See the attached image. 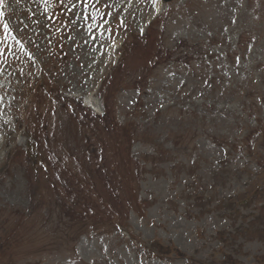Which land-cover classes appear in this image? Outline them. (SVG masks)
I'll return each instance as SVG.
<instances>
[{"label": "rangeland", "instance_id": "obj_1", "mask_svg": "<svg viewBox=\"0 0 264 264\" xmlns=\"http://www.w3.org/2000/svg\"><path fill=\"white\" fill-rule=\"evenodd\" d=\"M152 10L0 0V264H264V0H174L148 25ZM102 81L122 88L109 105ZM108 106L106 140L83 143L66 111L98 127ZM58 133L91 175L55 172ZM62 181L69 207L54 202Z\"/></svg>", "mask_w": 264, "mask_h": 264}, {"label": "bare ground", "instance_id": "obj_2", "mask_svg": "<svg viewBox=\"0 0 264 264\" xmlns=\"http://www.w3.org/2000/svg\"><path fill=\"white\" fill-rule=\"evenodd\" d=\"M154 4H155V10H154V13L152 16H154L160 10L161 1L160 0H154ZM119 46H120V41H116L115 43H113L111 45V50L116 51V49H118Z\"/></svg>", "mask_w": 264, "mask_h": 264}]
</instances>
